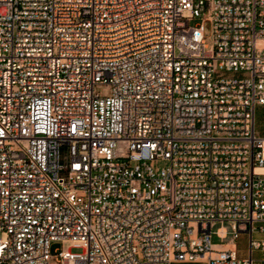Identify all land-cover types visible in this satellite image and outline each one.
<instances>
[{
  "label": "built area",
  "instance_id": "built-area-1",
  "mask_svg": "<svg viewBox=\"0 0 264 264\" xmlns=\"http://www.w3.org/2000/svg\"><path fill=\"white\" fill-rule=\"evenodd\" d=\"M260 106L264 0H0V264H264Z\"/></svg>",
  "mask_w": 264,
  "mask_h": 264
},
{
  "label": "rangeland",
  "instance_id": "rangeland-1",
  "mask_svg": "<svg viewBox=\"0 0 264 264\" xmlns=\"http://www.w3.org/2000/svg\"><path fill=\"white\" fill-rule=\"evenodd\" d=\"M200 18H194L192 20V25H195L196 23H200ZM205 33L207 35L206 41L208 44H213V36H212V30H211V23L209 21L205 22ZM112 86L110 84H98L95 86V91L99 92L102 96H108L111 94ZM257 131L264 135V106H260L257 109ZM229 227V226H228ZM264 237V233L262 234ZM229 239V238H228ZM227 239V240H228ZM226 240V241H227ZM214 243H219L220 240L216 237L213 239ZM236 243L239 248V256L244 257L247 254V246H248V236L247 235H241L239 238L236 239ZM71 242H66L64 244L65 248H68L71 246ZM221 247V246H219ZM61 244H54L51 248L52 252H55L56 249H60ZM74 252H79V249H73ZM51 264H58V260L53 257L51 259Z\"/></svg>",
  "mask_w": 264,
  "mask_h": 264
},
{
  "label": "crops",
  "instance_id": "crops-1",
  "mask_svg": "<svg viewBox=\"0 0 264 264\" xmlns=\"http://www.w3.org/2000/svg\"><path fill=\"white\" fill-rule=\"evenodd\" d=\"M227 246H233L232 244H229ZM172 264H207L206 261L200 260V261H192V262H187V261H174Z\"/></svg>",
  "mask_w": 264,
  "mask_h": 264
}]
</instances>
